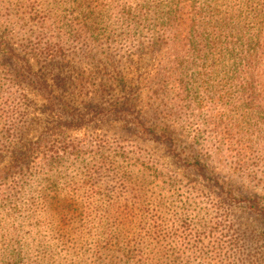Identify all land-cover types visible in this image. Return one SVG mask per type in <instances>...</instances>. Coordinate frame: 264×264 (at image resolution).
<instances>
[{"label": "rangeland", "instance_id": "374dc122", "mask_svg": "<svg viewBox=\"0 0 264 264\" xmlns=\"http://www.w3.org/2000/svg\"><path fill=\"white\" fill-rule=\"evenodd\" d=\"M82 15L53 0H0V264H264V89L256 100L248 90L235 93L231 108L218 109V127L209 110H187L174 96L156 103L154 75L165 58L148 48L147 33L111 26L95 11L86 22L97 35L94 56L89 39L71 35ZM48 46L57 50L54 59ZM108 48L112 66L104 59ZM114 68L138 90L145 116L166 117L180 138L197 140L202 155L220 147L213 132L224 139L228 164L242 167L220 169L234 201L195 181L131 123L116 116L100 124L114 108L106 91ZM116 96L125 101L120 88ZM54 152L59 158L48 162ZM103 164L114 188L127 185L126 176L133 180L128 199L106 197L103 181L91 190L88 177L102 174ZM66 199L79 203L75 230H55L60 220L50 205ZM113 215L125 217L122 230H102ZM154 216L169 229L183 222L190 230H146Z\"/></svg>", "mask_w": 264, "mask_h": 264}, {"label": "trees", "instance_id": "16d2710c", "mask_svg": "<svg viewBox=\"0 0 264 264\" xmlns=\"http://www.w3.org/2000/svg\"><path fill=\"white\" fill-rule=\"evenodd\" d=\"M53 2L63 6L69 3L82 12L83 24L78 23L77 26H81L80 30L71 35L78 40L89 39L90 45L95 49L94 56L100 50L93 38L97 35L92 36L91 28L86 22L94 17L95 11L101 14L100 16L108 15L111 26L117 21L123 29L128 28L131 31L133 29L135 33L139 28L145 31L146 40L149 41L148 48L163 54L165 58L162 68L154 75V84L157 88L153 94L156 103L160 104L162 101L166 103L174 96L178 102L188 107L187 110H209L211 118L214 119L213 125L218 127L222 124L220 119L222 113L218 112V109L225 105L231 108L235 93L248 90L256 100L260 98L259 91L264 89V0H53ZM29 7L33 8L34 3H30ZM43 19L32 18V21L41 23ZM96 31L99 29H94V32ZM129 36L138 40L134 33ZM41 40V38L38 40V45L43 44ZM108 43L115 44V41ZM48 48H50L48 57L54 59L56 48L51 46ZM113 50L114 48H108L104 52L106 55L104 59L111 66L114 65L110 58ZM9 51L11 54L15 52L11 48ZM25 67L31 69L28 62ZM113 71L115 77L106 80V91L115 98L112 104L114 108L109 117L102 116L100 124L116 116L131 123L132 127L137 128L138 133L142 134L139 136L141 140L164 146L167 155L180 167L191 172L195 181L203 182L211 190L222 193V198L227 202L234 201L233 196L227 195L225 186L220 183L222 176L220 169L226 167L228 171L235 172L242 167L228 164L221 151L224 150V139L213 132L215 135L211 137L214 140L217 138L220 147H216L211 155H202L200 152L202 148L197 140L180 138L171 129L166 117L163 116L164 120H160L159 117L145 116L139 106L138 90L126 82L117 68ZM117 88L124 92L123 103L117 100ZM110 142L106 140L104 145L108 146ZM44 158L48 162L56 161L59 153H48ZM135 160L141 162L139 158ZM140 164L145 167L142 162ZM15 169L22 171L24 168L19 164ZM98 170H103L102 174L92 172L88 177L87 182L91 190L95 181H103L106 183L105 186L109 185L105 193L108 198L121 200L128 199L125 198L128 194L132 195L129 183L133 180L130 177L126 176L128 184L117 190L109 183L112 176L110 169L103 164ZM196 192L199 195L202 193L200 190ZM52 203L50 206L56 205L52 210L60 220L55 230H75L73 214L79 211V203L70 199ZM213 207L220 209L215 205ZM82 219L84 222L79 223L81 230H86L90 222L84 215ZM122 219L118 215L108 217L103 220L101 228L122 230L121 226L124 225ZM145 224L149 226L146 230H190V226L183 222L169 229L168 222L155 216Z\"/></svg>", "mask_w": 264, "mask_h": 264}]
</instances>
